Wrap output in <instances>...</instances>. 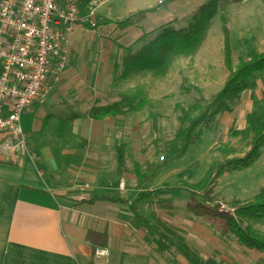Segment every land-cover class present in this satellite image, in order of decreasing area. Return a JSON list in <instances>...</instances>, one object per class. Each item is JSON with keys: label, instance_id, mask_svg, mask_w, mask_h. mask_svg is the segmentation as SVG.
Here are the masks:
<instances>
[{"label": "crops", "instance_id": "obj_1", "mask_svg": "<svg viewBox=\"0 0 264 264\" xmlns=\"http://www.w3.org/2000/svg\"><path fill=\"white\" fill-rule=\"evenodd\" d=\"M114 7L112 15L108 0H98L96 14L117 21L138 11L131 3ZM99 25L72 29L63 45L64 69L51 66L48 95L24 110L29 155L6 154L10 134L0 131V264H189L181 242L202 260L214 252L223 257L225 221L189 212L199 197L183 188L192 185L180 179L174 160L155 164L138 144L128 163L124 117L89 116L94 105L119 101L117 93L111 97L114 71L124 49L144 35L140 24ZM96 248L108 258L96 259Z\"/></svg>", "mask_w": 264, "mask_h": 264}, {"label": "rangeland", "instance_id": "obj_2", "mask_svg": "<svg viewBox=\"0 0 264 264\" xmlns=\"http://www.w3.org/2000/svg\"><path fill=\"white\" fill-rule=\"evenodd\" d=\"M96 1L84 0L81 7L82 17H87L90 12L94 14L95 28L94 30L93 27L91 28L93 31L99 29V23L112 25L122 20L111 21L99 18L100 14H96ZM165 1L108 0L111 10L119 2L125 5L131 3V8H136L137 12L154 9L146 13L147 19L140 22V25L137 24L144 30V34L148 35L146 40L128 48L136 51L144 42L155 37L156 34H153V31L167 24H172L175 29L185 28L196 11L207 0H181L169 6L165 5ZM111 14H114V10ZM222 16L227 19L233 64H236L239 57L248 58L253 51L264 52V0H219L217 13L211 20L203 42L191 61L189 58L174 61L166 72L156 77L149 72L138 73L125 80H118L114 77L112 90L110 89L112 98L117 93L116 100H118L124 93L136 96L133 105L139 101L145 103L139 111L125 110L127 114L122 116L124 117L121 121L122 139L128 144L126 146L128 163L132 164V161L137 158L136 149L139 144L141 149L144 148L143 154L147 158L152 157L155 164L168 165L169 162L163 163L166 161L163 156H167L170 142L182 124V112L188 110L201 96L208 101L223 88L226 71L221 52L223 47ZM121 70V67L117 69V75L121 73ZM251 81L256 83V89L244 90L239 99L230 104V112L215 117L211 128L200 126L194 133V141L185 154L171 161L174 168L180 170L179 175L183 174L180 179L186 184L193 185L200 182L210 168L219 166L222 162L221 155L217 151L219 145H238L236 140L230 137V130L243 129L247 114L254 112L264 122V71L256 74L248 82ZM263 186L264 147L261 148L260 155L252 166L226 173L214 182L212 203H223L236 209L234 206L237 202L251 201ZM197 196L199 198H196V201L202 202L200 194ZM209 208L217 210L211 205ZM228 216L234 217L235 214L231 213ZM249 225L259 233H264V221L250 222ZM227 238L235 242L228 234H226ZM229 240L222 244L224 246L223 257L220 253L214 252L209 256L204 255L203 259L206 260L205 257H208L222 264H264L263 253L241 248L236 242V249L233 250L234 245L228 243ZM228 248L231 250L227 251ZM228 254L234 257H229ZM196 257L202 258L200 254H196Z\"/></svg>", "mask_w": 264, "mask_h": 264}, {"label": "trees", "instance_id": "obj_3", "mask_svg": "<svg viewBox=\"0 0 264 264\" xmlns=\"http://www.w3.org/2000/svg\"><path fill=\"white\" fill-rule=\"evenodd\" d=\"M177 1L181 0H166L165 5L169 6ZM218 2L219 0H207L196 11L185 28L175 29L172 24H167L153 31V34H156L155 37L144 42L136 51L133 48L124 49L122 70L119 75H117V69L114 71L115 78L125 80L132 75L148 72L156 77L166 72L174 61L182 58H189L191 61L203 42L211 20L217 13ZM152 11H154L153 8L147 11H139L118 21L116 26L125 29L139 24L146 18V13ZM221 21V33L223 35L221 52L224 70L226 71L223 88L208 101L201 96L188 110L182 112V124L170 142V150L167 156H163V159L166 158L163 163L181 158L194 141L193 135L196 130L200 126H205L207 129L211 128L217 115L230 112V104L237 101L244 90L251 89L253 91L256 89V83L253 81L249 83L248 81L252 80L256 74L264 71V52L253 51L248 58L239 57L236 64H233L231 38L226 25V17L222 16ZM83 26L89 27L88 24ZM147 36L144 34L135 44L145 41ZM135 100L136 96L123 93L118 102L106 106L94 105L89 116L92 119H103L106 116H123L125 110L137 112L145 103L139 101L133 105ZM230 137L235 139L238 145H219L217 151L222 158L219 166L210 168L199 183L183 186L192 197L200 194L202 201L189 205L188 210L194 215L206 214L223 219L226 234L231 236L239 246L264 254V233H259L249 225L250 222L264 221V186L251 201L235 204L234 217L209 208L214 201L212 196L214 182L226 173L249 168L258 159L260 150L264 147V122L256 113H249L245 118V127L230 130ZM123 154V147L118 148L117 171L119 174H122L124 170ZM76 161H78V157ZM95 199L97 198L90 201ZM99 199L108 200L106 197ZM136 201L143 202V199L138 196ZM181 245L186 248L184 255L189 264H222L213 259L202 260L196 257L183 242Z\"/></svg>", "mask_w": 264, "mask_h": 264}, {"label": "built area", "instance_id": "obj_4", "mask_svg": "<svg viewBox=\"0 0 264 264\" xmlns=\"http://www.w3.org/2000/svg\"><path fill=\"white\" fill-rule=\"evenodd\" d=\"M83 2L0 0V131L10 134L3 143L8 155H29L20 119L25 109L43 102L51 90V66L58 73L64 69L68 34L77 25L95 28L92 12L81 15ZM213 204L217 212L235 214L228 205ZM108 256L107 250L94 249L96 259Z\"/></svg>", "mask_w": 264, "mask_h": 264}]
</instances>
